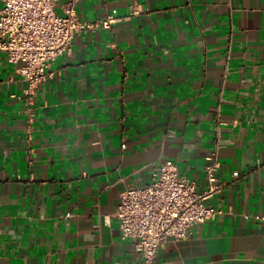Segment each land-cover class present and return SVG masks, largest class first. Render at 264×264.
Instances as JSON below:
<instances>
[{
	"label": "crops",
	"instance_id": "1",
	"mask_svg": "<svg viewBox=\"0 0 264 264\" xmlns=\"http://www.w3.org/2000/svg\"><path fill=\"white\" fill-rule=\"evenodd\" d=\"M76 13L116 21L77 32L29 98L0 52V264H139L113 216L120 193L166 159L201 191L213 153L226 185L208 202L223 212L155 264H264V0H80Z\"/></svg>",
	"mask_w": 264,
	"mask_h": 264
},
{
	"label": "built area",
	"instance_id": "2",
	"mask_svg": "<svg viewBox=\"0 0 264 264\" xmlns=\"http://www.w3.org/2000/svg\"><path fill=\"white\" fill-rule=\"evenodd\" d=\"M79 1L0 0V52L17 67L26 82L24 94L28 98L35 87L51 77L55 59L69 53L77 32L109 28L116 21L112 15L81 21L76 13ZM137 13L132 10V14ZM206 159V186L201 191L196 190L194 180L180 176L176 164L166 159L148 183L128 185L120 193L113 216L118 220L120 238L129 241L139 254V264H155L158 250L166 241L183 239L193 225L223 212L208 201L224 189L226 182L216 176V155ZM232 176L237 177L238 171L234 170Z\"/></svg>",
	"mask_w": 264,
	"mask_h": 264
}]
</instances>
